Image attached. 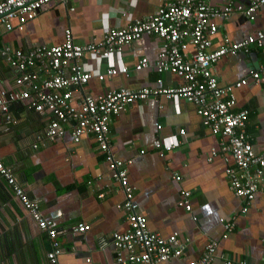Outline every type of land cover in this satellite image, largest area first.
Listing matches in <instances>:
<instances>
[{"label":"crops","instance_id":"obj_1","mask_svg":"<svg viewBox=\"0 0 264 264\" xmlns=\"http://www.w3.org/2000/svg\"><path fill=\"white\" fill-rule=\"evenodd\" d=\"M171 1L68 0L52 4L21 31H5L0 26V47L6 45L25 52L38 44L59 45L65 29L76 44L96 42L108 30L145 18ZM249 1H209L212 8L229 4L233 7L228 17L210 20L217 30L209 50L221 46L224 40L239 42L257 31L264 33V10L257 11L252 21L242 15ZM159 50L156 37L142 35L118 55L106 59L86 55L78 64L94 76L108 68L126 67L128 73L103 81L91 78L81 88L69 89L77 97L81 93L99 96L118 89L181 85L182 80L172 73H156L154 62ZM191 52L188 49L187 54ZM141 58L147 60V68L133 71V65ZM262 64L264 40L252 45L249 54L219 58L211 65L210 73L220 86H225L247 78ZM16 74L0 57V90L12 91ZM158 79L160 83L156 82ZM233 95V111H247L244 130L248 141L256 154L264 156V72L257 82L249 80L234 89ZM7 113L10 121L0 114V160L11 170L28 199L38 205L42 216L52 221L55 240L62 249L57 264H87L85 258L90 264H116L110 237L126 229L124 213L118 208L123 194L92 137L82 136L74 144L65 133L54 142L32 148L35 135L42 132L48 120L46 114L35 113L19 102L10 103ZM179 130L184 134L180 135ZM108 138L113 157L125 164L133 200L146 219L147 229L161 237L176 233L180 242L187 239L182 254L162 264H187L198 259L208 239L217 243L211 264H224V260L264 264V174L247 211L241 214L242 202L228 190L225 177L231 157L220 150V137L202 126L194 104L161 96L132 103L110 118ZM170 145L172 149L163 150ZM211 149L216 153L210 158ZM159 152L163 153L161 157ZM174 173L181 176L180 182L172 179ZM180 189L190 192L189 213L177 205ZM191 216L196 220L192 221ZM227 216L233 217L234 227L222 237L219 218ZM77 223L86 224L89 229L77 233ZM8 228L19 237L21 246L5 264H48L45 255L50 241L28 216L21 213Z\"/></svg>","mask_w":264,"mask_h":264},{"label":"built area","instance_id":"obj_2","mask_svg":"<svg viewBox=\"0 0 264 264\" xmlns=\"http://www.w3.org/2000/svg\"><path fill=\"white\" fill-rule=\"evenodd\" d=\"M66 1L68 0H2L0 26L5 31H21L27 22L48 6ZM209 1L173 0L163 3L145 18L108 30L96 42L76 44L70 31L65 29L63 42L59 45L38 44L25 52L6 45L0 47V57L17 72L13 80V90H0V114L4 119L11 120L7 108L13 102L27 105L35 113L46 114L48 120L42 132L35 135L32 148L54 142L65 133L70 135L74 144L82 136H91L97 152L111 172L112 180L120 186L123 201L118 208L124 213L126 229L123 232H114L110 237L116 264H162L178 258L187 242V239L180 242L176 233L161 237L147 229L146 219L138 212L133 200L125 164L115 159L110 152V118L128 105L158 96L168 100L178 98L194 104L202 126L220 137V150L228 152L231 157V164L225 168V177L228 190L242 202L239 209L241 214L247 211L248 204L263 181L264 156L256 154L248 141L244 130L247 111H233V90L248 84L249 80L257 82L260 73L264 72V64L247 78L225 86L218 84L217 79L210 73V68L221 57L249 54L252 45L262 43L264 33L257 31L239 42L224 40L221 46L209 50L211 39L217 30L210 20L226 18L233 9L230 4L212 8ZM259 10H264V0H250L243 8L242 15L252 21ZM142 35L154 36L160 42V50L154 62L156 73H172L182 80L181 85L172 88L118 89L99 96L85 93L77 97L73 95L69 88H81L91 78L103 81L116 74L128 73L126 67L108 68L103 74L94 76L78 64L80 60L86 55L100 59L118 55ZM188 49L192 51L189 55ZM147 66V60L141 58L133 65L132 70L139 71ZM156 82L160 83V80ZM178 133L183 135L184 131L179 130ZM154 147L160 149L159 144ZM172 148V145L164 146L163 150L169 151ZM215 153V149H211L210 158ZM162 154L159 152L160 157ZM0 179L16 200L22 215L28 216L35 227L46 234L50 241L46 259L48 264H57V256L62 249L55 240L56 231L52 221L42 216L38 205L28 199L11 170L1 160ZM172 179L180 182L181 176L174 173ZM178 195L177 205L189 213L190 192L180 189ZM98 197L101 198L102 195L99 194ZM191 220L195 221L196 218L191 216ZM219 223L223 229L222 237H226L234 227L233 217H220ZM88 229L89 226L83 223H77L74 227L77 233H84ZM216 246L215 241L208 239L200 257L187 264H211ZM84 262L90 264L89 258H85ZM224 264L234 263L224 260ZM237 264L246 263L240 261Z\"/></svg>","mask_w":264,"mask_h":264},{"label":"trees","instance_id":"obj_3","mask_svg":"<svg viewBox=\"0 0 264 264\" xmlns=\"http://www.w3.org/2000/svg\"><path fill=\"white\" fill-rule=\"evenodd\" d=\"M21 216V209L16 200L0 180V264H5L7 258L20 249L21 242L15 232L10 231L8 224ZM14 237H17L14 239ZM48 244V243H46ZM49 245V244H48ZM50 250V245L47 251Z\"/></svg>","mask_w":264,"mask_h":264}]
</instances>
